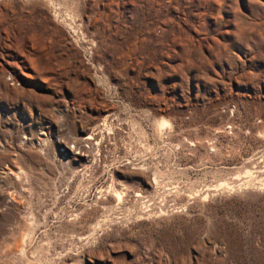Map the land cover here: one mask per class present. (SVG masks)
Wrapping results in <instances>:
<instances>
[{
    "label": "rangeland",
    "instance_id": "rangeland-1",
    "mask_svg": "<svg viewBox=\"0 0 264 264\" xmlns=\"http://www.w3.org/2000/svg\"><path fill=\"white\" fill-rule=\"evenodd\" d=\"M0 264H264V0H0Z\"/></svg>",
    "mask_w": 264,
    "mask_h": 264
},
{
    "label": "bare ground",
    "instance_id": "bare-ground-1",
    "mask_svg": "<svg viewBox=\"0 0 264 264\" xmlns=\"http://www.w3.org/2000/svg\"><path fill=\"white\" fill-rule=\"evenodd\" d=\"M81 146V145H80ZM82 148V147H81ZM79 149V151L81 152L82 150H83V148L82 149ZM77 153V152H76ZM85 154V153H84ZM23 244V243H22ZM22 244H20V245H18V246H16L17 247V249H16V254H18V255H20V256H24V249H23V245ZM26 246V245H25ZM12 251V250H11Z\"/></svg>",
    "mask_w": 264,
    "mask_h": 264
}]
</instances>
